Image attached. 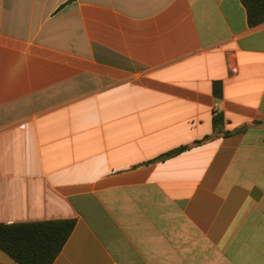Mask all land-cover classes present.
Segmentation results:
<instances>
[{"label": "crops", "instance_id": "0c3cea01", "mask_svg": "<svg viewBox=\"0 0 264 264\" xmlns=\"http://www.w3.org/2000/svg\"><path fill=\"white\" fill-rule=\"evenodd\" d=\"M52 220L74 222L52 264H264V23L0 0V224Z\"/></svg>", "mask_w": 264, "mask_h": 264}, {"label": "trees", "instance_id": "16d2710c", "mask_svg": "<svg viewBox=\"0 0 264 264\" xmlns=\"http://www.w3.org/2000/svg\"><path fill=\"white\" fill-rule=\"evenodd\" d=\"M247 24L264 23V0H240ZM182 147L165 156L168 157ZM71 220L0 224V250L17 264H52L72 231Z\"/></svg>", "mask_w": 264, "mask_h": 264}]
</instances>
